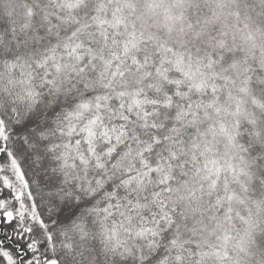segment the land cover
<instances>
[{"label": "snow or ice", "instance_id": "obj_1", "mask_svg": "<svg viewBox=\"0 0 264 264\" xmlns=\"http://www.w3.org/2000/svg\"><path fill=\"white\" fill-rule=\"evenodd\" d=\"M0 264H264V0H0Z\"/></svg>", "mask_w": 264, "mask_h": 264}]
</instances>
